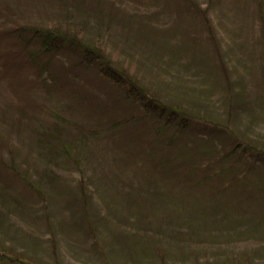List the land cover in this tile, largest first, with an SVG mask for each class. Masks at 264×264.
Returning a JSON list of instances; mask_svg holds the SVG:
<instances>
[{
	"label": "rangeland",
	"instance_id": "1",
	"mask_svg": "<svg viewBox=\"0 0 264 264\" xmlns=\"http://www.w3.org/2000/svg\"><path fill=\"white\" fill-rule=\"evenodd\" d=\"M73 2L79 6L0 0V264H264V168L257 163L247 173L249 157L230 168L223 159L234 142L264 149V0ZM111 3L124 20L107 36L115 65L217 133L174 135L172 128L142 151L125 133L104 130L106 116L123 115L118 108L103 114L100 105L109 94L108 106L123 107L122 88L94 72L56 86L29 62L30 36L13 32L63 21L62 5L81 21L93 4ZM60 61L54 68L62 77L69 61ZM54 114L94 131L78 168L41 155L38 128L53 131ZM73 134L76 128L65 138ZM10 167L23 180L8 176ZM190 169L202 170L199 183L187 181ZM42 172L59 181L44 183L37 197L28 185Z\"/></svg>",
	"mask_w": 264,
	"mask_h": 264
},
{
	"label": "trees",
	"instance_id": "2",
	"mask_svg": "<svg viewBox=\"0 0 264 264\" xmlns=\"http://www.w3.org/2000/svg\"><path fill=\"white\" fill-rule=\"evenodd\" d=\"M257 2L260 4V0H257ZM99 3L101 4L100 0ZM74 5L79 6L71 0L70 7ZM62 9L63 21L52 24V27H16L13 32L21 37L30 36L29 40L23 44L24 49L27 50L26 56L29 62L36 67L39 75L44 73L52 74V80L56 86L64 89V86L69 84L64 83V76L72 75L74 79H79L81 72L85 73L86 77V73L94 72L97 75L94 78L95 80L99 82L104 80L106 84L107 82H112L108 87L116 85L123 89L121 94L124 98L123 107H118L114 103L108 106L111 99L113 100L109 94L105 95V100L100 105L99 111L102 109L103 114L108 113L113 108L122 110L120 116L123 115V117L121 118L112 120L108 116L105 117L108 122L104 130L108 134L111 132L113 134L125 133L126 136L131 137L134 144L135 141L140 142L138 147L143 151L144 148L153 147L155 143H161L160 136L172 128H175L174 135H181L185 132H191L192 134L202 132L205 136H208L210 128L214 133H217L215 127H210L207 123L204 124L205 127L200 128L197 125L198 120L190 118L185 110L160 100L149 91L144 90L125 70L115 65L112 59V52L107 48V42H109L107 36L113 33L111 29L113 24L124 23V20L119 22L117 9L113 3L105 6L93 4L94 13L89 11L77 17L83 18L81 21L70 20L69 17L71 16L72 18L75 15H73L68 6L62 5ZM65 18H68V20H65ZM199 19L202 22V18L199 17ZM210 27H206L208 34L211 33ZM32 41H37L39 46L29 50L32 47ZM211 41L213 42L212 46H215L214 38H211ZM60 60L69 61L67 63L69 69L68 71H62V77L60 72L54 68L55 62ZM220 71L223 81H225L227 73H224L225 70L223 69H220ZM95 87L94 89L98 90L103 88L99 84L95 85ZM77 102H79L78 99ZM130 105L136 108L131 110L129 109ZM133 125L138 128L136 135L134 129L131 128ZM75 128L78 130V135L75 136L73 134L65 138V133L70 129L75 131ZM91 136H94V131H88L86 127L82 126L73 128L71 123L64 117L54 114L53 131H51L49 126H42L38 128L37 139L41 155L48 164L53 163L55 167L56 164L73 165L78 168L80 161H84V152ZM227 149L229 151L224 152L223 159L232 163L231 165L229 164V168L233 164L243 163L245 157L251 159L249 163H246L245 169L247 173L256 171L257 163H262L261 168H264V149L255 148L247 144L238 145L236 142L231 145V149ZM163 159L167 160L165 157ZM160 164L167 167L168 161H161ZM202 168L205 172L211 170L208 169L207 165ZM10 169L11 167L8 168V176L15 173L17 175L16 178L23 180L21 174L16 170ZM182 170H179V177H184L185 175L181 172ZM202 170L192 171L190 169L191 177L187 181L193 184L199 183L202 179L199 180L197 177H203L200 175ZM47 174L42 172L36 183H29L28 185L37 197L41 195L38 191H41L44 183L52 184L59 181V178L55 175H53L52 179L50 176L47 177ZM83 182L84 179L81 178L79 186L82 190L84 188Z\"/></svg>",
	"mask_w": 264,
	"mask_h": 264
}]
</instances>
